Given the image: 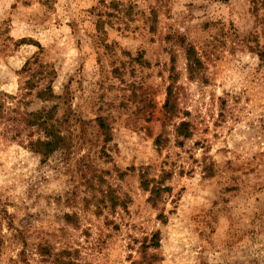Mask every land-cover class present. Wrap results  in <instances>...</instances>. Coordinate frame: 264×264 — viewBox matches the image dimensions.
I'll list each match as a JSON object with an SVG mask.
<instances>
[{"label":"rangeland","instance_id":"rangeland-1","mask_svg":"<svg viewBox=\"0 0 264 264\" xmlns=\"http://www.w3.org/2000/svg\"><path fill=\"white\" fill-rule=\"evenodd\" d=\"M0 264H264V0H0Z\"/></svg>","mask_w":264,"mask_h":264},{"label":"trees","instance_id":"trees-1","mask_svg":"<svg viewBox=\"0 0 264 264\" xmlns=\"http://www.w3.org/2000/svg\"><path fill=\"white\" fill-rule=\"evenodd\" d=\"M52 135H54V134H52ZM41 143L45 147V149L43 151L44 154L50 153L51 151L55 150L57 148V146L59 145L58 140H53V139L41 141Z\"/></svg>","mask_w":264,"mask_h":264}]
</instances>
